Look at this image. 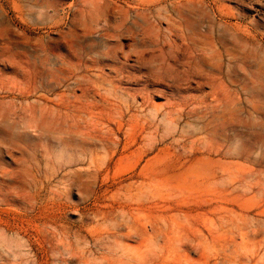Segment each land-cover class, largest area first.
<instances>
[{
	"label": "rangeland",
	"instance_id": "374dc122",
	"mask_svg": "<svg viewBox=\"0 0 264 264\" xmlns=\"http://www.w3.org/2000/svg\"><path fill=\"white\" fill-rule=\"evenodd\" d=\"M0 264H264V0H0Z\"/></svg>",
	"mask_w": 264,
	"mask_h": 264
},
{
	"label": "bare ground",
	"instance_id": "6f19581e",
	"mask_svg": "<svg viewBox=\"0 0 264 264\" xmlns=\"http://www.w3.org/2000/svg\"><path fill=\"white\" fill-rule=\"evenodd\" d=\"M143 35V33L138 31L131 32V39H136L139 36ZM119 39L120 36H115ZM105 57L108 58V52L105 53ZM124 62L121 63L122 67L125 69H129V71L121 72L118 68H112L109 69L110 74H114V77L112 80L111 78L103 75L98 76V86L97 88L93 86L92 84L84 85L83 84V77L80 75H76L75 83H76V91H78L77 95V108L76 111L78 114L86 115L87 119L91 122L93 120V114L90 113V108L95 103V105L99 104L103 108H109L110 110H113L116 112L118 117L116 118V124L118 128V132L122 131L124 126L126 125V117L133 112H144L147 107L151 106L150 102V96H149V86L148 84H143V88L141 89H132L130 90L129 87L131 85H138V82H144L147 81L145 78L147 76L135 74L132 72V70L135 68L134 65H129V59L131 58V55L123 53ZM110 59V58H109ZM114 61H117L119 59L118 55L115 54L113 57H111ZM100 71L102 72V67H100ZM80 73V72H79ZM75 75V74H74ZM93 93L92 96L89 95V91ZM104 91L105 93H100L99 91ZM139 95V97L142 99V102L137 104L135 99ZM110 96L114 98V103L111 101ZM91 97V98H90ZM96 97L99 98V100H96ZM128 100H127V99ZM156 115H158V110H156ZM169 115V114H168ZM108 116L112 117L113 113H109L105 115V120L107 121ZM135 115L130 116V120L134 118ZM167 117V116H166ZM82 119V117H79ZM166 119V118H165ZM91 123H87L85 126V133L82 134L84 137V140L86 141L88 138L89 142L93 144L92 142L95 141V137L92 134L93 130L91 129ZM107 131V130H106ZM95 133V132H94ZM107 132H104V135H106ZM104 138H101L99 141H103ZM93 152V151H92ZM80 154L87 155L88 153H91L88 149H81ZM57 192V191H55ZM59 198L56 201V204H59L60 195H57ZM60 207V206H58ZM61 228L64 230L63 226ZM64 233V232H63ZM65 235H69V232L66 231L64 233Z\"/></svg>",
	"mask_w": 264,
	"mask_h": 264
}]
</instances>
